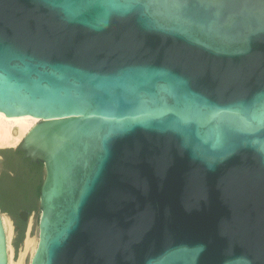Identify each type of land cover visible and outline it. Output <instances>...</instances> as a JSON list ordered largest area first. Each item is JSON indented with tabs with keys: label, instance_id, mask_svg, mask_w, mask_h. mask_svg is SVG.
Here are the masks:
<instances>
[{
	"label": "water",
	"instance_id": "95a60500",
	"mask_svg": "<svg viewBox=\"0 0 264 264\" xmlns=\"http://www.w3.org/2000/svg\"><path fill=\"white\" fill-rule=\"evenodd\" d=\"M3 149L0 264H264V0H0Z\"/></svg>",
	"mask_w": 264,
	"mask_h": 264
},
{
	"label": "trees",
	"instance_id": "16d2710c",
	"mask_svg": "<svg viewBox=\"0 0 264 264\" xmlns=\"http://www.w3.org/2000/svg\"><path fill=\"white\" fill-rule=\"evenodd\" d=\"M0 154L4 158L0 175V208L14 219L22 238L26 223L21 213L38 211L43 165L25 159L24 152L19 149H3Z\"/></svg>",
	"mask_w": 264,
	"mask_h": 264
},
{
	"label": "flooded vegetation",
	"instance_id": "af4514ba",
	"mask_svg": "<svg viewBox=\"0 0 264 264\" xmlns=\"http://www.w3.org/2000/svg\"><path fill=\"white\" fill-rule=\"evenodd\" d=\"M2 170H3V166H2ZM24 213H27V212L23 211V212L21 213V218H23L22 216H23Z\"/></svg>",
	"mask_w": 264,
	"mask_h": 264
}]
</instances>
